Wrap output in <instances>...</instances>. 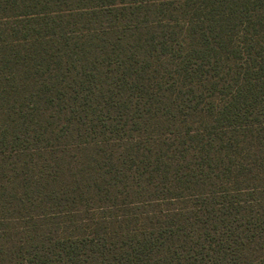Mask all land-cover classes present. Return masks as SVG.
Here are the masks:
<instances>
[{
	"label": "trees",
	"instance_id": "16d2710c",
	"mask_svg": "<svg viewBox=\"0 0 264 264\" xmlns=\"http://www.w3.org/2000/svg\"><path fill=\"white\" fill-rule=\"evenodd\" d=\"M0 264H264V0H0Z\"/></svg>",
	"mask_w": 264,
	"mask_h": 264
}]
</instances>
